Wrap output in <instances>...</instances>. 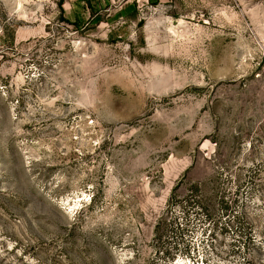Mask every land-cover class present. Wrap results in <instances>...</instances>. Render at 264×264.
<instances>
[{
    "label": "rangeland",
    "instance_id": "374dc122",
    "mask_svg": "<svg viewBox=\"0 0 264 264\" xmlns=\"http://www.w3.org/2000/svg\"><path fill=\"white\" fill-rule=\"evenodd\" d=\"M0 264H264V0H0Z\"/></svg>",
    "mask_w": 264,
    "mask_h": 264
},
{
    "label": "trees",
    "instance_id": "16d2710c",
    "mask_svg": "<svg viewBox=\"0 0 264 264\" xmlns=\"http://www.w3.org/2000/svg\"><path fill=\"white\" fill-rule=\"evenodd\" d=\"M175 189H176V188H175ZM175 189H174V190H175Z\"/></svg>",
    "mask_w": 264,
    "mask_h": 264
}]
</instances>
